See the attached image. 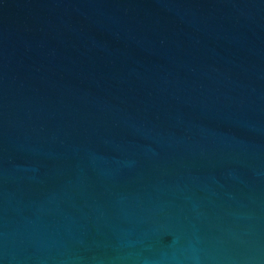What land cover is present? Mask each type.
I'll list each match as a JSON object with an SVG mask.
<instances>
[{"label": "water", "instance_id": "1", "mask_svg": "<svg viewBox=\"0 0 264 264\" xmlns=\"http://www.w3.org/2000/svg\"><path fill=\"white\" fill-rule=\"evenodd\" d=\"M0 264H264V0H0Z\"/></svg>", "mask_w": 264, "mask_h": 264}]
</instances>
